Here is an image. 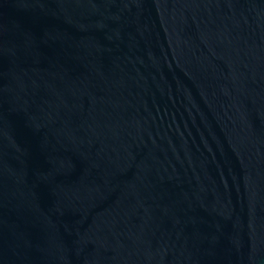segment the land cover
<instances>
[{"label": "water", "instance_id": "95a60500", "mask_svg": "<svg viewBox=\"0 0 264 264\" xmlns=\"http://www.w3.org/2000/svg\"><path fill=\"white\" fill-rule=\"evenodd\" d=\"M0 264H264V0H0Z\"/></svg>", "mask_w": 264, "mask_h": 264}]
</instances>
